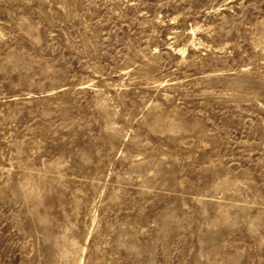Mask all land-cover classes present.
<instances>
[{
	"label": "rangeland",
	"instance_id": "1",
	"mask_svg": "<svg viewBox=\"0 0 264 264\" xmlns=\"http://www.w3.org/2000/svg\"><path fill=\"white\" fill-rule=\"evenodd\" d=\"M0 264H264V0H0Z\"/></svg>",
	"mask_w": 264,
	"mask_h": 264
}]
</instances>
